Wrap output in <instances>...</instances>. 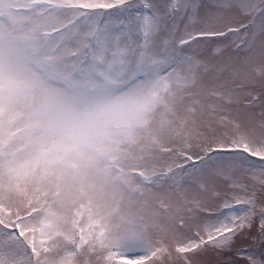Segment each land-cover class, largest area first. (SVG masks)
<instances>
[{"label":"rangeland","instance_id":"1","mask_svg":"<svg viewBox=\"0 0 264 264\" xmlns=\"http://www.w3.org/2000/svg\"><path fill=\"white\" fill-rule=\"evenodd\" d=\"M13 1L19 0H0L2 4L3 2L10 4ZM74 1H77L75 2L78 3L77 7L83 8L86 12H99L100 18L97 24L91 28L92 38L97 40L98 36L110 26L111 19L115 14L122 10L118 5L128 0ZM154 1V6L157 8L155 11H161L157 7V3L161 6V0ZM206 1L210 2L215 9H219L220 12L211 14L214 10L211 11L210 7L201 9L199 12L203 18L199 23L200 16L197 15V11L199 6ZM166 6L175 9V12L172 10L159 17L154 15L146 0H140V10L137 13L138 27L136 28L134 25L133 29L136 28L142 35L146 31L147 24H156L158 20L166 18L171 20L178 31L183 22V18L179 15L183 11V15H188L189 24L184 25L182 38L190 37L195 34L196 30H209V25H214L211 19H207V14L210 12V18L218 17V20H222V23L215 27L216 30L223 24L233 23L229 25L230 28H233L228 32L230 38L222 40L218 46L232 50V46L235 44L237 50L230 52L225 59L215 57L210 64H204L188 56V54L195 53L193 49L184 48V51H178L173 45L168 51L167 49L165 52L160 51L165 59L169 58L167 63L144 64L128 82L116 87L109 84L101 89L103 92L96 90L97 94L83 92L80 87L74 86L73 82L76 80L77 83L86 85L98 83L100 78L97 72L103 71L116 75L111 71L112 68L110 69L108 65L96 68V64L92 62V67H88L86 70V72L90 70L89 74L86 75L83 71V76L79 77L82 71L65 63L64 66L57 67L56 71L58 76L66 78V81L51 79L34 90L35 93L32 97L38 103L34 116H26L22 120L14 121L11 118L13 103L7 104L3 120L0 121V157L8 156L11 163L5 164L0 161V174L16 181V186L5 181L3 183L5 192L13 190L14 187L18 189L16 193H13L16 195V202L12 203V200L7 202L5 198L0 199L4 203L2 209L0 208V220L4 226L11 227L7 216L15 218L19 212H26L28 206L26 194L31 198L28 207L31 215L19 223V232L23 240L18 249L14 247V236L0 231V245L3 246V249H0V264H24L21 259L22 254H18L17 250H26L27 247L30 248L31 260L34 259L36 264H41V253L44 252L43 243L40 244L42 239L55 245L54 264H73V258L76 257L75 249H71L66 254L63 252L62 243L69 242H65L68 240L66 230L69 223L79 215L81 218H86L87 221H90L92 215L98 220L103 219L104 225L112 227L110 232L120 233L123 231L120 235L110 232L102 234V238L109 246L122 248L117 250L116 257H120V259H115L114 264H130L133 259L150 256L151 253L157 256L155 264H177V262L183 264V260H185L184 264H264V251L257 247V242L259 244L261 242L264 250V206L262 205L264 204V177L261 179L259 176H255V172L252 171H248L249 175H247V171L235 170L236 167H246L243 158L237 155H221L216 153L218 149H215L222 146L241 147L264 155V130L259 125V130H257L256 124L252 129L247 126L249 120L253 123L259 122L256 110L264 108V50L257 47L255 49H259L260 52H254L253 49L243 48L251 41V37L244 36V33L251 32V36L256 35L257 37L258 29L264 31V24L260 22L264 17V4L257 0H170ZM227 8L231 16L223 12ZM240 13L243 22L253 21L256 23L251 27L240 28ZM233 16L239 21L233 22L235 20ZM100 19H102V23ZM58 20L63 21L62 18H58ZM118 21L125 20L121 18ZM170 27L169 24H166L164 28L162 35L165 40L174 33ZM257 27L258 29H255ZM2 28L3 25L0 21V29L2 30ZM133 29L132 33L135 31ZM74 33L75 27L68 26L57 35L67 38L73 36ZM221 36H223L222 32H218L216 36L198 35L192 41L182 44V47L178 45V49L188 46L190 43L203 50V45L209 44ZM51 40L52 38L49 42ZM261 41L264 42V34ZM24 45L28 50V54L24 57L33 62L31 58L33 46L28 42H24L22 46ZM151 47L150 41L144 42L138 54L144 56L145 48L149 50ZM177 55L180 56L174 60ZM179 64L185 69L182 75H178L175 70ZM21 65V60L20 64L19 62L11 64L9 57L0 53V72L9 75V68L13 67L12 77L20 80L22 73L26 71L20 69ZM210 74L216 76V78H212L219 80L217 84L224 86L213 84L215 88L212 91H204L202 96H199V92H191L192 95H189V91L186 89L198 80L206 79ZM165 77L167 80L158 87L157 83ZM128 78L119 77L117 73L115 79L117 82H121ZM199 83L200 86L197 87ZM194 86L198 91L210 88V85L204 81H200ZM228 89L230 90L227 91ZM180 93L181 96H179ZM2 96L3 94L0 97ZM229 96H235L236 99L232 100L228 98ZM191 97H200L198 99L201 100H194V105L209 115L208 123L205 128L201 129L200 138L193 143L194 149L200 153L193 165L195 172L193 169L180 170V174L166 182L165 188L161 190L153 188L151 191L145 189L141 194L145 199L160 198L166 206H169L170 210L146 204V211L149 215V221H146L132 214L139 212L137 206L123 202L122 208L124 211L128 209L127 213L121 212L106 216L105 199L109 196L119 197L122 194L128 196L132 188L126 187L122 191L123 193L117 195L116 187L97 192L101 185H106V182L110 180L124 181L133 186L138 185L134 182L136 176L132 175L133 163H140L137 169L139 174L153 176L158 172L172 168L176 160L161 157L158 158L159 162H155L152 155L156 150L149 148V145L156 148L159 155L162 156H166V154H163L164 151L159 149L167 147L171 150V154L176 150V141L179 140L180 144L183 141L182 136L188 135L185 123L192 122L190 121L192 116L187 110L190 107L187 101L191 100ZM244 97L252 98L255 104H243L241 99ZM53 100L64 101V105L59 111L49 108ZM72 103L75 104V108L70 110ZM81 107L82 110L87 111L83 113L78 123L74 114ZM117 112L127 116L129 122L118 121ZM79 113L80 111H78ZM250 113L253 114L249 118ZM68 114L69 118L74 120L68 122L66 120ZM115 124L122 128V134ZM67 125L71 126L70 130L66 128ZM44 127H55L56 136L64 134V138L69 139L70 142H76L75 145L63 142L62 151H50L51 143L48 139L44 141L42 139L41 130L43 131ZM7 130L16 132L15 138L8 143L9 150L15 152L7 151L8 148L2 147L3 132ZM49 133L50 131L46 132L45 138L50 139ZM25 138L33 139L26 143ZM133 139L137 140L138 145L143 142L148 147L138 146L131 141ZM128 140L131 141L129 145ZM184 155L191 156V154ZM138 158L139 161H133ZM223 159H227V162L223 163ZM112 160L120 161L118 167L112 166ZM219 164H225L231 168L223 166L222 170H217L216 173ZM203 167H209L210 173L200 172L199 169ZM227 175L235 178H224ZM260 180H263V184ZM181 182H189V186L185 187L186 190L175 188ZM200 182L205 183V186L208 187L197 185V188L193 189L192 184ZM225 183L229 185L230 189L224 193L223 199L219 200L221 195L215 194L217 192L223 194L227 187ZM207 191L209 192L203 193ZM46 197L51 202L50 206L46 209L38 207L40 201ZM261 198L262 201H260ZM135 199L138 200L136 197ZM233 199H236L235 202ZM212 201L214 204L218 203L217 211L207 217L201 215L195 219L199 215V213L192 214V210L199 206L195 203L207 204ZM240 201L245 204L229 210L236 204L240 205ZM138 202L139 200L135 203ZM14 204L17 205L19 212ZM176 206L180 207L177 212H175ZM225 210L228 212L223 216L222 212ZM58 218L64 221L60 227L56 226L54 221ZM181 220L189 222L188 226L192 225L193 229L197 226L196 230L200 228L195 236L187 235L185 237L179 232L178 224ZM199 220L202 221V225L198 224ZM240 226H242L241 235L235 233L231 237H226L223 234V237H220L223 231H235ZM56 227L59 228L58 233L55 230ZM95 227H98V224ZM87 228L89 230L88 226ZM99 233L101 234V232ZM212 235L220 237L212 240H215V246L221 248L222 251L220 253L216 250L214 252L207 251L204 257L209 256L208 260L204 261L203 254L192 256V254H186L180 250L182 245V248H186L194 244L191 240H194L195 237ZM97 238L95 234L94 236L88 234L85 240L84 245L89 250L91 247L95 249V252L87 253L85 264H101L105 260V255L97 249ZM182 238L185 240L181 242ZM75 239H80V233L75 236ZM244 243L246 244L243 245ZM164 244L168 246H163ZM250 245L251 250L244 251L243 247ZM132 246L134 247L132 248ZM21 247L23 248L21 249ZM81 253H85L84 248H81ZM64 255H68V257H64ZM163 260L174 263L162 262ZM79 262L77 264H80ZM43 264H53V259L48 258L44 260Z\"/></svg>","mask_w":264,"mask_h":264}]
</instances>
